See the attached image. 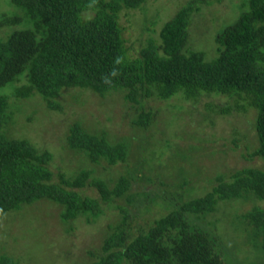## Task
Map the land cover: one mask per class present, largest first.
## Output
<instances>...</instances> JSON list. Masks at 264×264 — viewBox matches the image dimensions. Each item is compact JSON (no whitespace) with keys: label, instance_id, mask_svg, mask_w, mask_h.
I'll return each mask as SVG.
<instances>
[{"label":"trees","instance_id":"16d2710c","mask_svg":"<svg viewBox=\"0 0 264 264\" xmlns=\"http://www.w3.org/2000/svg\"><path fill=\"white\" fill-rule=\"evenodd\" d=\"M146 1L0 0V29H7L0 37V91L9 87L0 92V220L7 212L46 200L60 208L63 223L71 225L84 217L90 224L100 216L102 203L110 205L130 187L122 176L112 187L91 178L94 165L124 162L127 146L110 143L105 132L90 133L81 120L69 125L65 145L81 154L86 164L77 166L75 173H55L53 151L7 133L6 127L15 122L8 109L11 95L24 101L37 98L40 106L55 113L64 109L60 99L70 90H88L104 99L121 92L127 103L140 108L151 97L168 100L180 94L185 101L197 102L204 95L222 96L228 99L224 105L209 103L206 109L221 115L253 110L257 147L248 157L259 158L264 165V0L231 2L239 9L234 13L231 8L228 15L235 19L215 35L211 60H206L205 52L187 49L194 15L204 0L182 4L160 28L159 41L147 38L138 56L131 58L120 12L141 9ZM2 2L9 9L2 10ZM150 116L140 109L135 124L146 128ZM232 142L237 144V138ZM216 181L205 195L181 201L135 236L122 211L120 223L110 228L101 254L90 264H232L230 254L244 247L251 250L239 258L241 264H263L264 168H242L229 181L221 176ZM85 187L95 188L99 196L84 195ZM248 200L254 201L249 210L233 214L240 220L236 225L240 236L246 238L232 252L224 250L228 238L222 240L191 223L190 217L202 219L216 212L220 203L233 207ZM209 225L216 228L215 222ZM0 264L18 263L0 255Z\"/></svg>","mask_w":264,"mask_h":264},{"label":"rangeland","instance_id":"374dc122","mask_svg":"<svg viewBox=\"0 0 264 264\" xmlns=\"http://www.w3.org/2000/svg\"><path fill=\"white\" fill-rule=\"evenodd\" d=\"M187 1L147 0L141 9L122 10L119 23L130 57L138 56L147 38L158 42L160 28ZM204 1L200 12L194 15L187 49L205 52L206 60H211L215 54V35L235 19L228 14L231 8L236 13L239 5L231 3L237 0ZM1 9L9 7L2 2ZM153 20L155 24L149 25ZM6 30L0 29V37ZM8 89L4 87L0 92ZM9 98L12 107L8 109L13 110L15 122L6 127L7 133L53 151L51 169L55 173L62 170L75 173L77 166L86 164L81 154L65 145L69 125L81 120L90 133L105 132L110 143L127 146L124 162L112 167L104 162L94 165L91 178L102 179L109 187L121 176L130 183L124 197L115 198L110 205L102 203L100 216L90 224L84 217L71 225L63 223L60 208L46 200L7 212L0 220V255L10 256L18 264H90L101 254L103 239L110 228L120 223L124 213L131 226L130 233L135 236L176 209L181 201L205 195L216 185V177L229 181L242 168H264L259 158L248 157L257 147L254 111L221 115L206 109L209 103L224 105L228 99L222 96L204 95L197 102L185 101L180 94L168 100L151 97L141 102L140 108L138 104L127 103L121 92L104 99L88 90H70L62 93L60 100L65 107L59 113L46 111L37 98L36 101L17 100L12 95ZM140 109L151 115L146 128L135 124ZM32 112L34 117L28 120ZM233 137L237 138V144L232 142ZM82 193L93 198L99 196L93 187H85ZM253 202L237 201L234 208L230 202L220 203L216 212L202 219L190 217L191 223L215 232L222 240L228 238L223 248L232 252L246 238L240 236L236 226L240 220L233 214L249 210ZM214 222L215 229L209 225ZM250 250L244 247L237 254L231 253V263L241 264L239 258Z\"/></svg>","mask_w":264,"mask_h":264}]
</instances>
